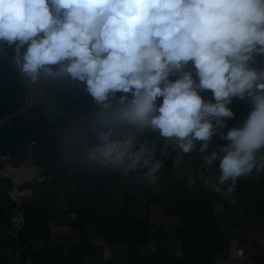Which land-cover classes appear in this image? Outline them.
<instances>
[{
    "label": "clouds",
    "instance_id": "9594fccd",
    "mask_svg": "<svg viewBox=\"0 0 264 264\" xmlns=\"http://www.w3.org/2000/svg\"><path fill=\"white\" fill-rule=\"evenodd\" d=\"M3 41L33 82L43 72L80 83L94 106L82 116V135L94 138L83 156L104 169L127 174L144 161L155 183L164 162L148 167L149 134L174 137L177 161L206 153L214 137L227 141L204 156L219 159L220 183L264 169V67L250 66L264 57V0H0ZM190 61L197 79L184 71ZM234 98L252 110L227 129Z\"/></svg>",
    "mask_w": 264,
    "mask_h": 264
},
{
    "label": "crops",
    "instance_id": "0c3cea01",
    "mask_svg": "<svg viewBox=\"0 0 264 264\" xmlns=\"http://www.w3.org/2000/svg\"><path fill=\"white\" fill-rule=\"evenodd\" d=\"M15 55L14 45L0 42V151L13 162L34 158L50 179L23 200L27 224L18 230L9 221V182L0 178V264H222L236 247L245 250L244 264H264V169L220 183L219 159L207 165L204 156L227 141L214 137L206 153L197 147L177 161L152 134L148 167L164 162L155 183L147 168L104 169L83 156L94 138L82 135V116L94 106L80 83L43 72L33 82ZM261 58L250 66L259 70ZM189 70L197 79L191 61ZM229 107L227 129L252 110L236 98ZM256 162L264 163V148Z\"/></svg>",
    "mask_w": 264,
    "mask_h": 264
},
{
    "label": "built area",
    "instance_id": "2783aa9c",
    "mask_svg": "<svg viewBox=\"0 0 264 264\" xmlns=\"http://www.w3.org/2000/svg\"><path fill=\"white\" fill-rule=\"evenodd\" d=\"M264 67V57L261 58L260 68ZM144 139L143 137L141 138ZM162 143L174 151L175 138L164 140ZM139 145H137V148ZM151 142L150 134L146 141V151L144 159L151 164ZM144 161L137 169L145 170ZM0 178L9 182L7 196L13 204V211L10 216V223L18 230H22L27 224V216L22 209V202L25 198L33 195L35 187L48 182L50 176L46 173V168L36 162L34 158L22 162H13L11 157L0 151ZM246 259L245 250L236 247L233 254L222 264H244Z\"/></svg>",
    "mask_w": 264,
    "mask_h": 264
}]
</instances>
